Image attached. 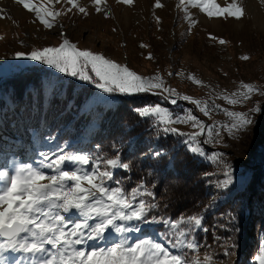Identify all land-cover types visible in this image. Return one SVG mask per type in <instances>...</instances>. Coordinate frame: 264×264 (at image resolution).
<instances>
[{
	"label": "snow or ice",
	"instance_id": "obj_1",
	"mask_svg": "<svg viewBox=\"0 0 264 264\" xmlns=\"http://www.w3.org/2000/svg\"><path fill=\"white\" fill-rule=\"evenodd\" d=\"M118 2L133 4V0ZM15 3L34 15L33 22L38 21L48 30L58 25L63 28L58 17L74 10L89 15V6L81 0H39L38 3L15 0ZM90 3L95 13L110 14L107 0H90ZM164 6L161 0H155V8ZM180 7L189 28L198 23L193 10L209 18L239 19L245 15L244 7L235 0L227 6H221L217 0H181ZM3 11L0 9V13ZM156 21L159 23L160 18L156 17ZM60 35L62 42L58 46L34 48L28 53L17 51L14 58L50 66L59 73L94 85L105 94L151 95L169 105H178L182 100L209 119L214 112L222 111L227 121L207 124L191 108L186 114L160 103H146L133 109L139 118L152 123L156 139L167 135L178 137L192 154L207 158L219 169L222 178L216 181L218 190L234 185L235 170L226 159L227 154L217 150L209 153L205 145L215 148L223 144L222 132L231 139L238 138L254 123L249 112L221 108L214 100L181 94L159 72L149 76L139 74L103 53L79 48L63 32ZM210 39L218 38L211 36ZM218 42L227 43L224 39ZM148 58L153 57L149 54ZM174 75L185 74L167 72L168 78ZM186 78L196 85L204 84L195 75ZM256 93L264 96V89L242 83L241 89L222 94L220 98L228 105L237 106L250 101ZM261 111L259 105L250 110ZM177 125H190L196 131H182ZM54 140V135L43 138L47 144ZM112 149L114 155L102 152L99 144L91 151L69 149V142L64 141L29 158L0 149V264H235L233 257L238 246L229 242L230 238L214 236L220 251L197 238L198 232H209L203 221L204 213L212 204L203 213L181 214L178 218L156 214L162 207L155 192L156 184L149 185L141 179L128 188L120 178L114 180L117 170L130 172L132 165L123 161L121 149L115 143ZM150 153L157 159L163 155L159 150H150ZM152 174L154 170L149 173ZM205 175L211 177L217 172ZM154 225H163L164 230H158L155 236L141 235L144 228ZM218 227L230 230L224 224ZM258 252L255 260L264 264V244ZM5 253L18 255L9 257Z\"/></svg>",
	"mask_w": 264,
	"mask_h": 264
},
{
	"label": "rangeland",
	"instance_id": "obj_2",
	"mask_svg": "<svg viewBox=\"0 0 264 264\" xmlns=\"http://www.w3.org/2000/svg\"><path fill=\"white\" fill-rule=\"evenodd\" d=\"M35 2L38 3L39 0ZM81 2L89 6V15L85 16L74 10L73 13L58 17L63 28L58 25L48 30L38 21L33 22L34 15L15 3V0H0V9L4 10L0 13V84L20 72L25 73L34 69L46 74L45 82L49 91L58 78L72 79L96 88L88 82L59 73L50 66L14 58L17 51L28 53L34 48L58 46L62 42L60 33L63 32L74 43H77L79 48L103 53L118 63L127 64L139 74L149 76L157 72L161 73L168 79L170 86L181 94L191 95L198 99L214 100L221 108L249 112L254 123L236 139H231L226 132H222L224 143L217 144L214 148L227 154L226 159L231 162L235 170V183L229 189L218 190L215 187L216 181L222 178L219 170L216 171L217 175L209 177L211 184L208 183V189L211 196L215 197L214 202L210 200L212 204L210 209L214 214L212 246L214 250L220 251L214 236L225 238L224 235H219L225 230L219 228L218 225L224 224L230 229L225 232H232L231 230H235L238 223L234 214H231L228 209L220 211V208L232 202L235 196L244 190L248 174L242 175L239 172L250 162V156L256 147L264 142V96L256 93L250 101L237 106L228 105L220 96L241 89L242 83H252L264 89V3L256 0L257 3L249 7L247 0H235L245 9V15L239 19L209 18L204 13L193 10L196 12L198 23L189 28L187 21L183 19L181 0H161L165 6L160 9L154 7L155 0H133L132 5L121 4L118 0H107L110 13L108 16L95 13L90 0H81ZM217 2L221 6H227L233 0H217ZM156 17L160 18L159 23ZM211 36L218 39L213 41L210 39ZM219 39H224L227 43L220 45ZM142 45H148V47L145 48ZM149 54L153 57L152 59L148 58ZM245 56L249 59H243ZM168 71L173 73L182 71L185 75L183 77L174 75L168 78ZM191 75L203 80L204 84L196 85L186 78ZM96 90L85 103L84 111L90 110L97 104L114 106L118 101L116 96L122 95H109L97 88ZM178 102V105L173 107L174 110H170L186 114L191 108L193 114L207 124L215 121L225 122L228 119L222 111L214 112L212 118L209 119L199 113L194 105L182 100ZM256 105H259L262 111L260 113L250 112ZM18 112L17 117L20 116L18 118L20 120L21 115ZM39 122V126L33 130L24 127L20 121L17 122L16 127L12 121L4 126L0 122V149L12 154L17 152L7 151L26 146L28 153L23 157L29 158L34 157L37 151L59 145L57 139L52 144L43 142V138L48 136L50 129L45 127L42 118ZM177 127L186 132L196 131L190 125H177ZM17 130L21 132V135ZM155 140L157 142V139ZM11 143L13 145L8 146ZM224 144L228 146L224 147ZM21 145L24 146L21 147ZM206 151L211 152L209 149ZM201 158L210 162L205 157ZM262 166L264 167V164ZM249 205L250 202L246 201V205L241 206L243 216L250 214L247 208ZM71 215L74 216V213ZM161 228H163L162 225L146 227L141 235L155 236ZM259 238L260 248L261 244H264V233ZM257 254H259L258 250L247 264H258L255 260ZM5 255L11 257L18 254L5 253ZM236 256L237 251L233 257L235 264L238 262Z\"/></svg>",
	"mask_w": 264,
	"mask_h": 264
},
{
	"label": "trees",
	"instance_id": "obj_3",
	"mask_svg": "<svg viewBox=\"0 0 264 264\" xmlns=\"http://www.w3.org/2000/svg\"><path fill=\"white\" fill-rule=\"evenodd\" d=\"M45 78L46 74L32 69L0 84V122L3 126L12 121L16 127L20 121L24 127L33 130L42 118L45 127L50 129L47 135H54L59 143L70 142L69 149L91 151L99 144L102 152L114 155L112 145L115 143L121 149L123 161L129 162L132 168L130 172L117 170L114 178L123 180L128 188L141 179L149 185L155 183L158 202L162 206L156 214L178 218L181 214L203 213L212 199L208 189L209 177L205 173L219 169L192 154L178 137L167 135L156 142L152 123L133 112L134 108L146 103H160L170 109L175 105L151 95H117L114 106L97 104L84 111L85 103L97 91L96 88L72 79L58 78L49 91ZM17 112L21 115L20 120ZM17 132L21 135L19 130ZM205 148L215 150L207 145ZM150 150H159L163 155L157 159ZM263 164L264 142H261L250 156V162L239 172L248 174L244 190L220 208V211L228 209L238 220L235 230L219 233L238 246L237 264H247L254 256L259 248V237L264 233ZM153 170L154 174L149 175ZM246 201L250 202L247 207L250 214L243 216L241 206H245ZM164 204L168 207L163 208ZM204 215L203 223L209 232H198L197 238L212 245L214 214L209 209Z\"/></svg>",
	"mask_w": 264,
	"mask_h": 264
},
{
	"label": "bare ground",
	"instance_id": "obj_4",
	"mask_svg": "<svg viewBox=\"0 0 264 264\" xmlns=\"http://www.w3.org/2000/svg\"><path fill=\"white\" fill-rule=\"evenodd\" d=\"M247 3L249 5V7L253 6L256 2V0H247ZM138 4V3H137ZM139 5V4H138ZM258 8V7H257ZM262 14V13H261ZM1 145V144H0ZM3 145V144H2ZM13 145L12 143L9 144L8 146H11ZM15 145V144H14ZM4 146V145H3ZM22 147V145H21ZM20 148V147H19ZM6 150H8L9 148H5ZM20 150V151H19ZM12 152V151H16L19 155L21 156H25L27 153H28V148L25 146L24 148H20L18 149L17 147L16 148H13V149H10L8 150L7 152Z\"/></svg>",
	"mask_w": 264,
	"mask_h": 264
}]
</instances>
